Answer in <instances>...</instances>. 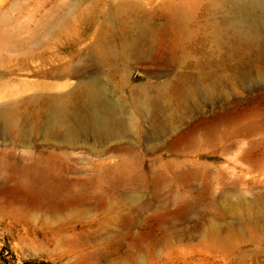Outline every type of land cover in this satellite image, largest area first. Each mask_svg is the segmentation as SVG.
Returning a JSON list of instances; mask_svg holds the SVG:
<instances>
[{
    "label": "rangeland",
    "instance_id": "374dc122",
    "mask_svg": "<svg viewBox=\"0 0 264 264\" xmlns=\"http://www.w3.org/2000/svg\"><path fill=\"white\" fill-rule=\"evenodd\" d=\"M220 14L212 0H0V105L18 115L0 132V264H264V62L220 45ZM141 23L175 55L103 66L129 103L120 135L46 129L72 71ZM142 89L167 94L154 124L132 103Z\"/></svg>",
    "mask_w": 264,
    "mask_h": 264
},
{
    "label": "bare ground",
    "instance_id": "6f19581e",
    "mask_svg": "<svg viewBox=\"0 0 264 264\" xmlns=\"http://www.w3.org/2000/svg\"><path fill=\"white\" fill-rule=\"evenodd\" d=\"M212 2L215 10L221 13L220 18L213 24V31L220 45L222 46L221 42L227 39L232 40L237 54L241 56L245 54L244 57L264 62V0H212ZM178 6L180 8L176 7L178 10L176 17L177 23L181 24L188 15L185 14L187 10L184 7ZM164 37L160 29L154 28L149 23H141L135 29L132 38L123 43L121 48L95 49V58L91 64L97 66L96 69H91L88 75L79 69L72 71L81 79L74 90L77 92L72 91L52 97L51 113L45 121V128L58 131L62 136L70 139L89 135L99 139L119 136L120 127L123 123L125 124L127 113H130L129 105H127L129 103L112 97L110 86L116 89L117 83L114 75L105 74L102 68L109 61L115 63L121 59H134L138 62L153 64L168 63L175 53L169 49L172 46L171 42L163 43L160 40ZM245 62H238L237 71L245 68H240L241 65L245 66ZM201 64L203 65H200L201 68H204L208 61L203 60ZM199 72V79L206 78L209 73L203 69ZM147 73L154 77L168 74L165 69H148ZM187 75L189 76V73ZM215 76L218 77L217 74ZM142 90L144 92L134 91L132 103L142 112L149 113L154 124L156 112L163 106V99L167 97V94L149 91V89ZM17 116L14 104L0 105V132L7 131L16 123Z\"/></svg>",
    "mask_w": 264,
    "mask_h": 264
}]
</instances>
